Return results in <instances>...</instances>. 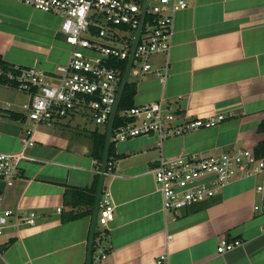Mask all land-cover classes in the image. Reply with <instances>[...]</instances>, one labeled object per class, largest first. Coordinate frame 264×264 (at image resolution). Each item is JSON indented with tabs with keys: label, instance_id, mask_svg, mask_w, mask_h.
I'll return each instance as SVG.
<instances>
[{
	"label": "crops",
	"instance_id": "crops-1",
	"mask_svg": "<svg viewBox=\"0 0 264 264\" xmlns=\"http://www.w3.org/2000/svg\"><path fill=\"white\" fill-rule=\"evenodd\" d=\"M60 23L56 14L0 0V57L9 65L52 72L69 57ZM149 61L157 68L167 63L168 74L164 80L154 74L129 75L127 81L135 83L134 104L163 98L185 115L226 118L161 144L155 136L113 143V169L104 175L102 188L115 204L114 218L99 229L95 255L104 257L95 264H155L162 254L166 264H264V212L253 210L259 202L256 179L233 181L209 201L164 213L150 172L162 156L253 149L263 139L258 124L264 118V0H199L176 12L168 53ZM0 87L6 91L0 93V152H18L30 125L20 110L27 96ZM2 109L23 118L10 119ZM87 121L74 114L34 131V144L24 149L18 176L4 194L6 207L17 214L33 212L34 222L6 228L0 264L86 260L92 213L67 221L62 216L70 210L63 203L65 188L89 186L100 169L91 156L89 134L106 127L89 128ZM222 237L240 245L218 255Z\"/></svg>",
	"mask_w": 264,
	"mask_h": 264
},
{
	"label": "built area",
	"instance_id": "built-area-1",
	"mask_svg": "<svg viewBox=\"0 0 264 264\" xmlns=\"http://www.w3.org/2000/svg\"><path fill=\"white\" fill-rule=\"evenodd\" d=\"M14 1L61 18L58 32L69 46V57L50 73L15 65L0 72L6 79L4 85L27 96L20 110L30 122L20 137L21 150L0 152V238L9 226L34 222L33 212L17 214L4 205L5 190L18 176L19 163L25 158L24 149L34 144V131L53 127L74 114L87 116L97 126H107L125 70L118 62H127L142 6V0ZM198 1L147 0L128 76L131 69L136 68L139 77L154 74L165 79L168 64L153 67L149 59L155 54L168 53L175 13ZM117 113L123 123L112 128L110 142L113 143L137 136H155L161 144L168 138L216 126L226 118L223 114L185 115L163 98L133 103L119 112L117 109ZM112 169L111 158L106 162L104 175L111 174ZM150 172L161 195L164 213H177L209 201L229 183L245 178L256 179L254 191L259 202L253 205V210L264 212V157H257L253 149L238 147L207 154L162 156ZM114 209L110 193L102 189L95 222L98 232L113 220ZM99 237L96 251L100 248ZM239 245L238 240L228 241L222 237L216 253L221 255ZM100 257L104 254L95 255V259ZM155 264H166V255H160Z\"/></svg>",
	"mask_w": 264,
	"mask_h": 264
},
{
	"label": "trees",
	"instance_id": "trees-1",
	"mask_svg": "<svg viewBox=\"0 0 264 264\" xmlns=\"http://www.w3.org/2000/svg\"><path fill=\"white\" fill-rule=\"evenodd\" d=\"M126 62L120 61L118 62V66L124 70ZM13 65H9L2 60L0 57V72H6ZM6 79L4 76L0 75V84H5ZM135 93V83L132 81H127L125 87L122 92L121 100L118 106V112L130 107L133 104V96ZM2 112L5 116L10 119H22V115L20 113L14 111H4ZM123 123V119L117 113L114 118L113 127L116 128L118 125ZM258 131L264 135V118L258 124ZM91 140V156L95 159L98 167L100 166L103 147L105 143V130L100 132L98 129H94L89 134ZM254 154L257 157H264V136L263 139L253 148ZM113 142H110L108 149V157L107 161L113 159ZM100 168V167H99ZM99 171L93 176L92 182L89 186L86 187H74L67 186L63 193V203L65 206L70 208V210L66 211V213L62 216V221L72 220L82 215H89L92 213V208L94 205L95 194L97 190V184L99 179ZM2 183H0L1 189ZM104 190V188H102ZM78 207H82L83 209L80 211L75 210ZM99 237V232L95 230L93 234V243L90 250V264H95V254H96V238ZM2 248V247H1ZM87 260V258H86ZM86 260L82 264H86Z\"/></svg>",
	"mask_w": 264,
	"mask_h": 264
},
{
	"label": "water",
	"instance_id": "water-1",
	"mask_svg": "<svg viewBox=\"0 0 264 264\" xmlns=\"http://www.w3.org/2000/svg\"><path fill=\"white\" fill-rule=\"evenodd\" d=\"M146 3H147V0H142L140 23H139V26L136 30V35H135V39H134L133 44H132V49H131V52L128 56L127 62H126L123 77H122V80H121V83H120V86L118 89L116 102H115V105L113 107V111L109 117V120H108V123L106 126V130H105V143H104V147H103L102 159H101V163H100L99 179H98L97 190H96L95 200H94V205H93L90 238H89V243H88V252H87L86 264H90L89 255H90V250H91V246L93 243V234L95 232V222H96V216H97V210H98V201H99L100 194L102 191L103 177H104V173H105L106 162H107V157H108V149H109V145H110V134H111V131L113 128V122H114L115 114H116V111L118 109L119 102L121 100L122 92H123L125 84L128 80V73H129V69L131 66L132 58H133V50H134V47L136 45L138 35L140 33V26H141L142 21H143L144 12L146 9Z\"/></svg>",
	"mask_w": 264,
	"mask_h": 264
},
{
	"label": "rangeland",
	"instance_id": "rangeland-1",
	"mask_svg": "<svg viewBox=\"0 0 264 264\" xmlns=\"http://www.w3.org/2000/svg\"><path fill=\"white\" fill-rule=\"evenodd\" d=\"M137 71H138V70H137L136 68H132V69H131L130 78H133L134 75H137V74H136ZM1 92H3L4 94H6L5 89L0 87V93H1ZM77 118H78L79 122H81V120L79 119V117H77ZM86 125H87V127H89V128H94V127H95V124L93 123V121H87V122H86ZM102 128H105V126H102Z\"/></svg>",
	"mask_w": 264,
	"mask_h": 264
}]
</instances>
